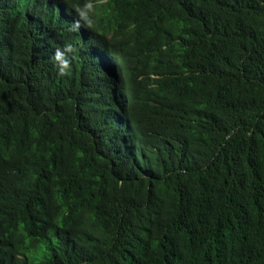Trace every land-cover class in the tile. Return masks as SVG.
<instances>
[{
    "label": "trees",
    "instance_id": "obj_1",
    "mask_svg": "<svg viewBox=\"0 0 264 264\" xmlns=\"http://www.w3.org/2000/svg\"><path fill=\"white\" fill-rule=\"evenodd\" d=\"M0 264H264V0H0Z\"/></svg>",
    "mask_w": 264,
    "mask_h": 264
},
{
    "label": "clouds",
    "instance_id": "obj_2",
    "mask_svg": "<svg viewBox=\"0 0 264 264\" xmlns=\"http://www.w3.org/2000/svg\"><path fill=\"white\" fill-rule=\"evenodd\" d=\"M61 54L57 52V57H59ZM61 74H63V69H61Z\"/></svg>",
    "mask_w": 264,
    "mask_h": 264
},
{
    "label": "bare ground",
    "instance_id": "obj_3",
    "mask_svg": "<svg viewBox=\"0 0 264 264\" xmlns=\"http://www.w3.org/2000/svg\"><path fill=\"white\" fill-rule=\"evenodd\" d=\"M45 195V194H44Z\"/></svg>",
    "mask_w": 264,
    "mask_h": 264
}]
</instances>
